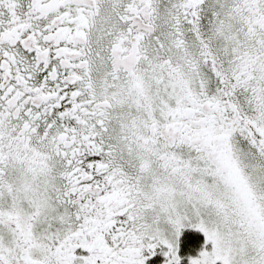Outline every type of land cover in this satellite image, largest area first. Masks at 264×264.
Returning <instances> with one entry per match:
<instances>
[{
	"label": "snow or ice",
	"instance_id": "obj_1",
	"mask_svg": "<svg viewBox=\"0 0 264 264\" xmlns=\"http://www.w3.org/2000/svg\"><path fill=\"white\" fill-rule=\"evenodd\" d=\"M0 264H264V0H0Z\"/></svg>",
	"mask_w": 264,
	"mask_h": 264
},
{
	"label": "flooded vegetation",
	"instance_id": "obj_2",
	"mask_svg": "<svg viewBox=\"0 0 264 264\" xmlns=\"http://www.w3.org/2000/svg\"><path fill=\"white\" fill-rule=\"evenodd\" d=\"M199 239H200V237H198V236L197 237H194V240H199ZM188 250L189 249H187V248L185 249V251H188Z\"/></svg>",
	"mask_w": 264,
	"mask_h": 264
}]
</instances>
